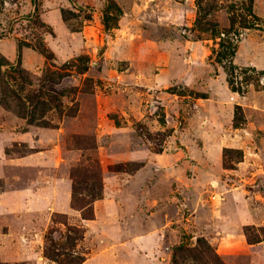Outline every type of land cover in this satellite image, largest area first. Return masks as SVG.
Instances as JSON below:
<instances>
[{
	"label": "rangeland",
	"instance_id": "1",
	"mask_svg": "<svg viewBox=\"0 0 264 264\" xmlns=\"http://www.w3.org/2000/svg\"><path fill=\"white\" fill-rule=\"evenodd\" d=\"M0 53L60 106L31 122L0 86V264H173L199 238L264 264V0H0Z\"/></svg>",
	"mask_w": 264,
	"mask_h": 264
},
{
	"label": "trees",
	"instance_id": "2",
	"mask_svg": "<svg viewBox=\"0 0 264 264\" xmlns=\"http://www.w3.org/2000/svg\"><path fill=\"white\" fill-rule=\"evenodd\" d=\"M235 54V51L232 52V55ZM5 58L0 53V86L2 91L8 95H14L18 100L20 111L23 115L29 117L31 122L40 121L38 123L44 125H50V122L44 119L46 113L57 107L60 109L59 104L51 106L53 94H49L45 88L44 84H40L38 88H33L26 92V88H17L14 85L10 84V80L6 78L5 75H2V65ZM21 73V71H19ZM57 74V75H56ZM2 75V76H1ZM63 74L59 70L47 69L46 78L57 79V76H62ZM32 84V82H30ZM7 84V85H6ZM24 91V93L22 92ZM56 99L57 95H54ZM53 99V100H52ZM77 109L71 107L67 114L76 113ZM82 166L77 165L73 168L72 176L74 179L73 184V206L81 209L83 211L84 218H93L94 217V207L93 202L100 198L103 194V182L101 177V172L98 167L94 168L90 173H85L82 175ZM250 229L249 226L245 227L246 233ZM70 232H79L77 227H69ZM82 235L78 234V238ZM249 236L250 242H261L264 241V237L253 238ZM72 238V235H69V238ZM198 244L196 246H189L185 242H181L175 247V252L173 256V264H224L215 249L205 241L203 238H199ZM49 256L57 258V254H52L50 251L47 252ZM69 263V262H67Z\"/></svg>",
	"mask_w": 264,
	"mask_h": 264
},
{
	"label": "crops",
	"instance_id": "3",
	"mask_svg": "<svg viewBox=\"0 0 264 264\" xmlns=\"http://www.w3.org/2000/svg\"><path fill=\"white\" fill-rule=\"evenodd\" d=\"M245 218H246V219H250L251 217H250V215L246 214V215H245Z\"/></svg>",
	"mask_w": 264,
	"mask_h": 264
}]
</instances>
